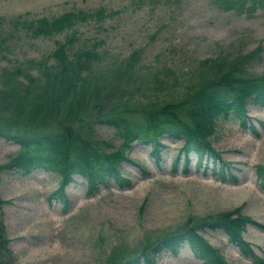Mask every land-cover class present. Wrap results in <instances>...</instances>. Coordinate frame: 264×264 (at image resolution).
Instances as JSON below:
<instances>
[{
    "label": "rangeland",
    "instance_id": "374dc122",
    "mask_svg": "<svg viewBox=\"0 0 264 264\" xmlns=\"http://www.w3.org/2000/svg\"><path fill=\"white\" fill-rule=\"evenodd\" d=\"M99 6L107 15L77 25L78 47L73 49L94 46L99 55L94 67L103 72L138 53V73L131 75L129 84L133 89L142 79L146 84L134 92L133 99L109 100L120 107L130 103L127 108L134 111L130 115L135 120L144 118L135 112L140 102L134 99L150 104L185 99L192 84L207 73L201 65L209 57L257 49L246 73L264 76V3L249 13L224 9L214 0H0V70L3 65H22L25 72L41 77L39 85H43L46 74L40 67L30 68L29 62L59 67L62 62L54 56L60 50L58 41H66L67 46L70 42L64 39L66 32L35 37L22 21ZM25 76L21 77L27 80ZM112 88L111 80L103 81L99 97ZM96 112L93 117L99 116ZM51 114L52 124H59L69 116L70 105L59 101ZM247 114V123L235 116L220 119L212 136L213 145L234 167L236 181L215 171L219 161L215 164L209 157L208 164L207 158L199 163L196 153L186 167L182 138L161 134L163 145L157 156L150 142L132 140L123 145L124 130L104 122L95 125L92 147L106 153L122 150L125 156L118 163L130 178L129 185L112 180L90 194L86 178L74 174L64 188V200L57 190L61 175L55 170L35 167L22 173L3 168L0 221L14 256L12 263L117 264L182 223L236 206L264 223V190L257 173L259 164L264 165V105L248 103ZM19 149L14 140L0 136V164L9 162ZM201 232L230 264H260L243 255L222 229L205 227ZM243 234L264 256V228L249 222ZM155 259L158 264H208L187 242L161 250Z\"/></svg>",
    "mask_w": 264,
    "mask_h": 264
},
{
    "label": "trees",
    "instance_id": "16d2710c",
    "mask_svg": "<svg viewBox=\"0 0 264 264\" xmlns=\"http://www.w3.org/2000/svg\"><path fill=\"white\" fill-rule=\"evenodd\" d=\"M214 2L224 9L252 13L264 0ZM106 15L105 8L99 6L93 10L71 9L50 18L43 16L22 21L24 29L35 37L66 32L64 39L68 38L70 46H67L66 41H58L60 50L54 56L62 62L59 67L53 64L36 66L29 62L30 68L40 67L46 74L47 81L43 85H39L43 80L41 77L25 72L27 70L22 65H3L1 68L0 136L14 140L20 149L9 162L0 164V170L5 167L16 168L22 173H29L35 167L55 170L61 175L57 190L64 200V188L73 180L74 174L86 178L90 194L112 180L119 186L129 185L130 178L119 168L118 159L125 156L122 150L106 153L92 147L95 142L92 136L95 125L104 122L124 130L123 145L129 146L132 140L150 142L157 156L163 145L159 140L161 134L182 138L184 141L180 150L186 167L192 160L191 154L196 153V161L199 163L207 158L208 164L210 157L215 164L219 161L215 171L223 178L238 180L231 162L224 159L221 151L213 145L212 136L220 119L235 116L247 123L248 103L264 105V76L251 74L249 71L246 73L249 68L247 65L254 58L257 49L243 55L220 54L203 60L201 68L207 73L200 76L197 84H192L185 99L166 100L159 104L141 103L139 97L134 99V102H140V107L135 112L142 114L144 118V121L135 120L130 115L135 114L134 111L127 108L130 103H122L123 106L120 107L115 103L109 104V100H128L127 97L133 99L134 92L146 84L147 80L143 79H136L139 81L136 89L129 84L131 75L138 73V53L134 52L118 68L109 67L103 72L94 67V60L99 58L94 46L73 49L78 47L75 42L79 40L76 26L91 20L100 21ZM2 41L0 38V43ZM23 75H26L27 80L21 77ZM105 80H111L113 88L99 97ZM133 81L135 80L132 79ZM91 95L101 100L92 102ZM59 101L70 105V114L54 125L50 119L51 113ZM182 106L185 110L183 115ZM95 108L97 110L92 111ZM95 111L98 117H93ZM7 113H12V117ZM252 128L258 132L254 124ZM257 168L260 186L264 190V165L259 164ZM249 222L264 228V223L243 213L242 206L192 219L164 232L117 264H158L155 259L158 252L175 249L185 242L208 264H230L219 248L210 243L201 232L205 227L222 229L243 255L263 264L264 256L255 250L243 234ZM7 245L5 228L0 221V264H13L14 256Z\"/></svg>",
    "mask_w": 264,
    "mask_h": 264
}]
</instances>
